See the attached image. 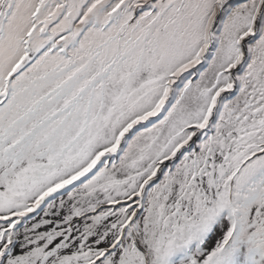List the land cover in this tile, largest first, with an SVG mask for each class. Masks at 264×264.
<instances>
[{
  "label": "snow or ice",
  "instance_id": "obj_1",
  "mask_svg": "<svg viewBox=\"0 0 264 264\" xmlns=\"http://www.w3.org/2000/svg\"><path fill=\"white\" fill-rule=\"evenodd\" d=\"M0 264H264V0H0Z\"/></svg>",
  "mask_w": 264,
  "mask_h": 264
}]
</instances>
